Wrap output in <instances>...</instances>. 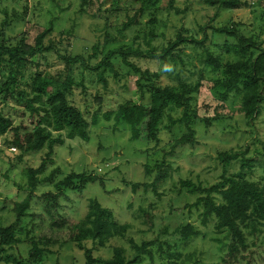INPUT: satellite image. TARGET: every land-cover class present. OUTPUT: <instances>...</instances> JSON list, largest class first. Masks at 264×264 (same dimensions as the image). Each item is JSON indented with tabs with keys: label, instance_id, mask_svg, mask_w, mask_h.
Wrapping results in <instances>:
<instances>
[{
	"label": "rangeland",
	"instance_id": "obj_1",
	"mask_svg": "<svg viewBox=\"0 0 264 264\" xmlns=\"http://www.w3.org/2000/svg\"><path fill=\"white\" fill-rule=\"evenodd\" d=\"M82 1L0 0L3 44L10 46L23 39L34 46L37 36L46 33L42 41L44 51L31 59L39 63L37 68L47 75L64 72L66 61L62 58L75 55L88 58V65L108 57L114 67V70L105 68L104 83L98 76L100 70L71 65L75 85L69 90V100L87 121L89 140L79 136L70 139L68 130L54 131L55 136L65 138V143L55 146L54 153L48 157L47 145L21 155L8 144L11 132L0 136L2 226L16 221L17 206L30 191L29 169L40 167L44 160L46 168L38 175L41 178L54 170V181L72 172L97 177L84 188H80L78 182L61 190L54 182L39 185L19 226L18 235L23 241L0 255V264H14L13 259H5L6 255L17 258L22 264H85L84 251L66 240L64 232L59 234L60 242L47 246L51 252L44 254L42 260L30 258L31 238L50 233L47 212L50 203L43 198L45 193L58 194V213L75 223L85 221L90 201L95 199L110 208L118 222L130 224L125 237L111 238L105 247L96 245L97 257L109 259L115 247H122L126 257L133 259L137 253L130 242L133 238L138 244H152L147 246L150 252L141 254L139 261L132 264H223L230 234L226 230L218 231L215 219L206 225L202 223V208L190 210L187 206L196 201L197 195L189 194L181 181L191 179L204 186L216 183L224 171L219 152L235 151L250 159L252 166L243 167L240 158L227 167V174L244 172L247 179L264 186V100L259 114L249 120L242 110V86L227 95L219 86L229 66L238 61L246 63L264 50V0H239L241 6L233 9H224L227 0H90L85 6ZM118 6L127 8L126 16L134 15L140 7L143 9L136 27L124 34L118 30L124 14H118L120 20L117 21L116 14L107 13ZM102 14H107L109 21L98 18H102ZM221 27H228L238 35L217 32ZM180 35L195 41L183 42L179 48L170 49L169 54L164 53ZM149 37L160 58L147 53ZM92 43H98L100 48L97 56L90 58L94 52L90 49ZM244 43L249 48L242 53L239 47ZM123 47L144 53L129 58L140 71L126 64L118 53H108ZM210 58L219 62L218 70ZM144 71L152 76L150 83L199 84L190 110L192 114L196 110L197 117L190 125L174 124L184 108L169 106L157 141L132 139L128 124L115 125L113 118L104 116L125 102H150V89L144 87L147 83ZM8 76L7 65L0 63V112L11 116L15 125L24 122L31 129L34 124L24 104L5 99L4 83ZM23 84L20 87H25ZM13 87L11 84L10 89ZM28 89L30 91L31 87ZM94 116L98 118L96 124H93ZM187 134H191V142L176 144ZM136 183L139 186L134 190ZM50 211L54 212L55 208L50 207ZM188 222L195 225L200 234L184 241L174 229ZM262 230L257 236H248L250 247L255 251L251 264H264V227ZM256 240L255 246L252 243ZM85 244L93 246L91 240Z\"/></svg>",
	"mask_w": 264,
	"mask_h": 264
},
{
	"label": "trees",
	"instance_id": "obj_2",
	"mask_svg": "<svg viewBox=\"0 0 264 264\" xmlns=\"http://www.w3.org/2000/svg\"><path fill=\"white\" fill-rule=\"evenodd\" d=\"M89 1L83 0L82 4L85 6ZM240 6L241 2L239 0L224 1V9H233ZM107 13L116 14L117 21L120 20L118 19V14H124L122 26L118 28L119 32L124 34L125 31L136 27L142 16L143 9L141 7L138 8L132 16H126L128 13L127 8L119 9V6L113 9L110 8ZM98 18L108 21L110 19L107 14H102V18ZM216 30L230 36L238 35L237 32L228 29V27H221ZM45 34L41 33L37 36L34 46L28 45L23 39L17 44L10 46L3 44L4 42L0 40V63L6 64L9 70V76L4 83L7 87L5 99H14L23 103L25 111L29 112L28 118L31 120L30 122L34 124L31 129L24 122L15 125L11 116L0 112V136L11 132L12 138L8 141V144L19 150L21 155L39 151L47 145L49 149L47 156L50 157L54 153L55 146H61L65 143V138L62 135L55 136L54 131L68 130V138L70 139L79 136L84 140H89L87 121L80 109L69 100V90L75 85L71 65L80 64L95 71L100 70L98 76L100 81L104 83L106 82L104 76L105 68L108 67L114 70L113 64L108 57H105L95 65H88V58L86 59L83 55H75L62 58L66 61V70L64 72L58 75H47V73L38 69L40 67L39 63L31 59L44 51L45 47H43L42 41ZM237 38L241 40V38ZM246 40L251 42L250 39ZM152 41V37H149L146 41L148 46L147 53L160 58L159 53L155 52ZM187 41L194 42L195 40H190L189 37L180 35L176 42L171 43L164 49V53H168L170 49L179 48L181 43H187ZM242 45L239 48L244 53L249 48V45L245 43ZM99 48L100 45L98 43H92L90 49L94 52L89 57H96L97 55L95 54L99 52ZM108 53H118L126 64L140 71L139 67L129 60L130 56L144 54L139 49L123 47L112 49ZM161 58L165 57L161 55ZM210 60L213 62L214 68L218 70L220 67L219 62L212 58ZM225 73V79L219 83V86L224 90L223 94L227 95V93L233 92L242 86V110L249 120H253L259 114V106L264 100V50L256 58L249 59L246 63L238 61L232 64L226 69ZM144 75L147 76V83L144 87L150 89V102H125L114 111L104 113L105 118H113L115 125L128 124L131 127V138L143 141L158 140L161 122L169 106L184 108L182 116L174 120V124L186 123L190 125L193 118L197 117V111L193 110L194 113L192 114L190 110L192 109L193 96L198 91L199 84L162 85L160 83H150L152 76H149L148 71H144ZM22 83L25 84V87H20ZM11 84L14 85L13 89H10ZM28 86L31 87L30 91H28ZM97 121V116H94L93 124H96ZM191 141V134H187L179 138L176 144ZM218 158L223 164L224 171L216 183L204 186L201 182L197 183L191 179H183L181 181V186L187 188L189 194L197 195L196 201L187 206L190 207V210L192 208H202V223L204 225L208 224L209 220L215 219L216 229L218 231L226 230L230 234L231 241L223 264H251L255 251L250 247L248 236L249 234L257 236L263 231L264 186L247 179L244 172L227 174V167L240 158L243 160V167L250 168L252 166L251 160L245 159L243 154L235 151H225L219 152ZM45 168L46 160L42 162L40 167L29 169L30 191L24 201L17 206L16 221L9 226L0 225V255H3L7 250L14 248L19 242L23 241L18 235L19 226L30 206L34 191L39 185L54 182L56 188L61 190L62 188H69L78 182L81 185L80 188H84L87 183L95 182L97 179L96 176L87 175L85 172H72L64 179L54 181L56 170L46 177H38ZM5 178L8 179V174ZM101 183L104 186L103 181ZM138 186L139 183H136L133 186L134 190ZM42 196L47 203L51 204L48 205L49 207L47 206V212L50 215V233L31 238L29 242L31 244L30 258L32 260L40 261L44 254L50 253L51 251L47 246L60 242L62 238L59 234L62 232L67 235L66 240L76 243L78 248L84 251L85 264H132L135 261H139L141 254L150 252V250H147V246L151 245L152 242L138 244L133 238H130V242L137 251L133 259L126 257L125 250L122 247H115L114 255L109 259L95 256L94 247L96 245L105 247L111 238L116 236L125 237L130 229V224L118 222L115 219L114 212L95 199L90 201L85 221L75 223L58 213V194L45 193ZM50 207L55 208V211L51 212ZM167 228H165V233L168 232ZM174 233L179 234L181 239L185 241L198 236L200 231L195 225L188 222L176 226ZM87 240L92 241V247L85 244ZM252 244L256 246L258 244L257 240ZM5 259L7 261L13 259L14 264H22L20 260L12 258L11 255H6Z\"/></svg>",
	"mask_w": 264,
	"mask_h": 264
},
{
	"label": "built area",
	"instance_id": "obj_3",
	"mask_svg": "<svg viewBox=\"0 0 264 264\" xmlns=\"http://www.w3.org/2000/svg\"><path fill=\"white\" fill-rule=\"evenodd\" d=\"M15 149V148H14Z\"/></svg>",
	"mask_w": 264,
	"mask_h": 264
}]
</instances>
